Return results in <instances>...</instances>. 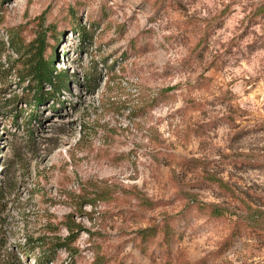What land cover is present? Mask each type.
Wrapping results in <instances>:
<instances>
[{
    "label": "rangeland",
    "instance_id": "obj_1",
    "mask_svg": "<svg viewBox=\"0 0 264 264\" xmlns=\"http://www.w3.org/2000/svg\"><path fill=\"white\" fill-rule=\"evenodd\" d=\"M159 2L0 0V218L20 264L34 257L18 244L67 214L82 227L73 264H264V235L230 240L229 217L200 209L231 202L208 172L264 198V13L253 16L264 0ZM78 22L84 39L69 32ZM8 32L25 45L44 35L43 56L67 88L48 99L46 86L19 83ZM204 36L206 51L192 55Z\"/></svg>",
    "mask_w": 264,
    "mask_h": 264
},
{
    "label": "trees",
    "instance_id": "obj_2",
    "mask_svg": "<svg viewBox=\"0 0 264 264\" xmlns=\"http://www.w3.org/2000/svg\"><path fill=\"white\" fill-rule=\"evenodd\" d=\"M159 6L157 10L164 7L166 0H159ZM264 13V10L257 8L254 10V15ZM70 33H76L81 39L88 36V30L81 22L77 23V28H70ZM207 36V35H206ZM206 36L200 38L193 49L192 55L199 56L201 51H206ZM44 35L39 34L31 44L20 43L17 36H14L11 32L7 33L8 45L12 53L17 55V59L14 61L19 63V67L15 68L13 64L8 66L10 73H13L19 83H23L24 80H28L34 83L33 89H39L38 92H42L43 86H46L51 91V95L48 99H54L61 90L66 89L69 84V78L67 74L62 70H56L52 64L53 59H47L43 56L45 48ZM5 43L0 38V56L4 51ZM54 58L57 53L54 51ZM213 56L207 62L206 69H211L216 65L217 59ZM2 65H0V70ZM1 80V77H0ZM38 97L42 98L43 96ZM222 162L237 164L239 162L232 158L222 156L220 159ZM244 161V160H243ZM248 162H252L248 160ZM208 162H205V164ZM206 180L214 184L222 193L230 198L231 202L228 203H202L200 209L207 213L209 218L220 219L229 217L231 222L230 240H234L235 237H239L244 233L248 234H262L264 235V198H258V203H253L249 199L240 197L234 189L216 173L208 172ZM96 194L87 203L94 204L95 200L99 199ZM187 203L189 207H193L197 201L194 193L185 192ZM10 201V200H9ZM8 199L6 198V188L0 184V215L5 209ZM191 204V205H190ZM18 218L22 222V219L27 217V205L19 203ZM19 221V222H20ZM3 220L0 218V264H20V258L16 253L8 252L5 249L6 232L2 224ZM18 222V220H17ZM18 222V223H19ZM45 229L40 231L35 237L26 236L23 244H18V251L22 255L32 254L34 257V264H59L60 252H64L68 258V263L73 264L74 259L78 254V250L75 247V241L77 240L79 231L82 229L79 222H75L72 214L65 215L58 223H53L50 220H46ZM64 229L65 235H62L59 231ZM165 230V228H164ZM157 231L158 226H151L144 228L138 232L139 239L144 242L149 238H153ZM67 263V264H68Z\"/></svg>",
    "mask_w": 264,
    "mask_h": 264
}]
</instances>
